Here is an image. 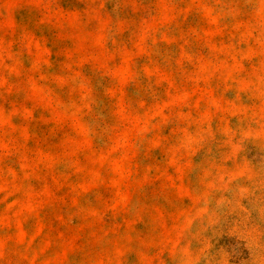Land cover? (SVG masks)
Masks as SVG:
<instances>
[{"label": "rangeland", "instance_id": "1", "mask_svg": "<svg viewBox=\"0 0 264 264\" xmlns=\"http://www.w3.org/2000/svg\"><path fill=\"white\" fill-rule=\"evenodd\" d=\"M0 264H264V0H0Z\"/></svg>", "mask_w": 264, "mask_h": 264}]
</instances>
